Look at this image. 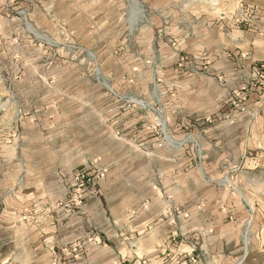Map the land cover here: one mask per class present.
<instances>
[{
    "label": "rangeland",
    "instance_id": "rangeland-1",
    "mask_svg": "<svg viewBox=\"0 0 264 264\" xmlns=\"http://www.w3.org/2000/svg\"><path fill=\"white\" fill-rule=\"evenodd\" d=\"M169 105L193 110L200 136L171 134ZM176 141L231 187L242 264H264V0H0V251L14 230L4 221L33 226L57 208L68 220L84 205H18L37 196L26 156L101 150L127 173ZM88 241L103 239L87 228L52 263L82 261Z\"/></svg>",
    "mask_w": 264,
    "mask_h": 264
},
{
    "label": "crops",
    "instance_id": "crops-1",
    "mask_svg": "<svg viewBox=\"0 0 264 264\" xmlns=\"http://www.w3.org/2000/svg\"><path fill=\"white\" fill-rule=\"evenodd\" d=\"M190 113L193 110L167 106L168 131L179 138L182 133L187 135ZM189 131L188 136H200L195 126ZM192 141H176L161 156L138 161L127 173L122 172L119 159H106L101 150L78 161L69 148L65 159H59L58 153L26 156L23 161L35 166L28 170L34 176L37 196L32 199L24 191L21 206L32 201L53 203L64 197L76 168L94 162L91 159L97 161L89 172L91 183L80 215L65 220L57 208L55 215L43 216L37 225L15 220L2 223L14 230L8 250L0 251V263L53 264L55 247L85 235L89 228L96 229L103 241L98 245L88 241L87 256L74 264H242L246 229L242 205L231 187L198 166L190 150ZM100 165L109 168L106 174L98 172ZM173 206L189 212L175 225L164 216ZM175 228L178 234L172 235Z\"/></svg>",
    "mask_w": 264,
    "mask_h": 264
},
{
    "label": "built area",
    "instance_id": "built-area-1",
    "mask_svg": "<svg viewBox=\"0 0 264 264\" xmlns=\"http://www.w3.org/2000/svg\"><path fill=\"white\" fill-rule=\"evenodd\" d=\"M89 182V172L85 168L78 170L74 175V182L71 185L70 190L67 194L68 204L66 205L80 206L86 198V189L88 187ZM201 207L202 205L198 206V208ZM164 216L175 225L179 219L187 218L189 216V212L184 210L182 206H173L165 211ZM29 217L30 215L25 214L23 219H29ZM177 234V230H174L172 232V235Z\"/></svg>",
    "mask_w": 264,
    "mask_h": 264
}]
</instances>
